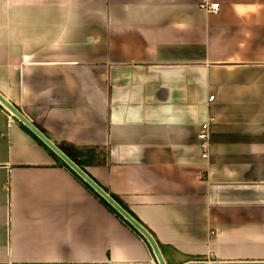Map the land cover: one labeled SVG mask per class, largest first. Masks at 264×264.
I'll return each mask as SVG.
<instances>
[{"label":"crops","instance_id":"crops-1","mask_svg":"<svg viewBox=\"0 0 264 264\" xmlns=\"http://www.w3.org/2000/svg\"><path fill=\"white\" fill-rule=\"evenodd\" d=\"M211 1L0 0V93L166 264H264V0ZM0 264L159 262L0 107Z\"/></svg>","mask_w":264,"mask_h":264},{"label":"water","instance_id":"water-1","mask_svg":"<svg viewBox=\"0 0 264 264\" xmlns=\"http://www.w3.org/2000/svg\"><path fill=\"white\" fill-rule=\"evenodd\" d=\"M0 104L8 110L15 118L26 125L38 138H40L63 162L69 165L80 177H82L101 197H103L113 208H115L129 223H131L147 240L159 264H166L161 249L150 234L134 217H132L121 205H119L102 187H100L79 165L74 163L60 148L40 131L21 111L9 102L0 93Z\"/></svg>","mask_w":264,"mask_h":264},{"label":"trees","instance_id":"trees-1","mask_svg":"<svg viewBox=\"0 0 264 264\" xmlns=\"http://www.w3.org/2000/svg\"><path fill=\"white\" fill-rule=\"evenodd\" d=\"M0 107L3 108L0 104ZM21 126L30 133L41 145H43L46 150L56 159L57 163L66 167L76 178H78L88 189H90L101 201L102 203L110 210L112 213H114L120 221H122L126 226H128L132 231H134L138 236H140L149 246V243L144 238V236L131 224L129 223L115 208H113L103 197H101L82 177H80L69 165H67L65 162H63L40 138H38L26 125H24L21 121H19ZM60 150L67 155L74 163L79 165L100 187H102L119 205H121L132 217H134L143 227H145L150 234L154 237L156 242L158 243L159 247H161V243L157 239L154 232L140 219L138 216L129 208V206L116 194L110 192L108 188L103 186L100 182H98L93 176H91L80 164V162L77 161V159L74 157V152L77 150L73 148V150L65 145H58L56 144Z\"/></svg>","mask_w":264,"mask_h":264},{"label":"built area","instance_id":"built-area-1","mask_svg":"<svg viewBox=\"0 0 264 264\" xmlns=\"http://www.w3.org/2000/svg\"><path fill=\"white\" fill-rule=\"evenodd\" d=\"M200 7L210 13H218L220 11V3L211 0H200ZM213 99V96H211ZM210 136V122H205L201 125L198 133L202 156L205 158L208 154Z\"/></svg>","mask_w":264,"mask_h":264}]
</instances>
